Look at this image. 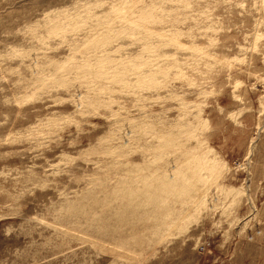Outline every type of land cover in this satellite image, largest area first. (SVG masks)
Instances as JSON below:
<instances>
[{
    "label": "rangeland",
    "instance_id": "rangeland-1",
    "mask_svg": "<svg viewBox=\"0 0 264 264\" xmlns=\"http://www.w3.org/2000/svg\"><path fill=\"white\" fill-rule=\"evenodd\" d=\"M0 264H264V0H0Z\"/></svg>",
    "mask_w": 264,
    "mask_h": 264
}]
</instances>
